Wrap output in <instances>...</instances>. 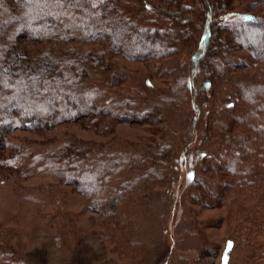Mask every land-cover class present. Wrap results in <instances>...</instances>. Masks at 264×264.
<instances>
[{"label":"rangeland","instance_id":"1","mask_svg":"<svg viewBox=\"0 0 264 264\" xmlns=\"http://www.w3.org/2000/svg\"><path fill=\"white\" fill-rule=\"evenodd\" d=\"M4 1L14 7L17 4L14 3L16 0H0V20L1 14L5 17L8 13ZM199 2L191 0L187 4L199 5ZM146 4H157V1L121 0L119 7L134 16H141L144 23L155 15L146 10ZM225 4L231 14L246 11L261 14L264 10V0H226ZM222 22L223 25H236L234 20ZM220 23L221 18L216 24ZM245 31L249 35L261 34L254 28ZM197 39L198 34L195 41ZM59 47L86 54L103 52V63L86 65V74L82 75L85 88L95 93L107 89L102 93L105 105L116 95L132 100L121 109L129 115L134 114V118L128 122H111L104 116L95 124L92 119L83 118L35 132L20 130L15 122L10 125L6 140L15 147L11 154L20 148L31 150L33 155L41 154L49 149V145L61 146L69 141L77 146L122 152L153 148L160 154L158 148L168 144L171 148L169 161L160 160L157 154L153 158L160 161L157 165L166 176L148 186L133 189L123 201L112 194L99 204L47 170L28 168L26 171L36 173L25 179L21 174L19 178L7 170L0 176V242L15 254L16 259L24 264H264V191L257 185L251 193L249 188L244 193L242 185H237L238 194L235 189L225 188L230 181H237L236 177L226 171H219V178L206 172L209 165H215L210 154L234 156L233 150H238L236 145L242 143L240 139L258 137V133L253 134L248 129L249 125L255 127L257 120L247 115L246 122L240 121L228 135V146L221 144L220 137L210 138L214 135L209 132L211 110L204 100L199 105L200 116L194 126L195 108L190 97L184 100L180 112L187 121L183 122L180 114H174L177 110L173 108L176 107L174 102V106L165 111L172 116L168 114L167 118L157 121L142 120V114L146 112L143 104L147 105L148 111H153L151 105L158 101V91H167L178 71L171 75H154L148 62L109 55L108 41L88 43L76 40L60 46L52 41H23L13 47L5 70L24 74L31 70L39 52L50 50L56 53ZM196 51L195 42L189 40L167 61L177 60L184 72L189 73ZM237 53L244 55L240 48ZM48 69L47 65L39 66L41 75ZM262 69L264 65H258L255 69L243 68L233 73L250 79L259 77ZM228 87L224 88L229 92L215 108L227 110L228 103L234 101L245 111L242 108L245 104L239 101L235 88ZM197 95L198 91L194 98ZM252 103L255 105L254 101H248L249 107ZM239 114L240 111L235 115L231 112L228 121L235 122ZM108 123H111L109 128L104 126ZM45 145L46 148L41 147ZM239 150L243 152V149ZM255 158L246 155L244 165L264 163V159ZM197 161L200 163L198 178L190 187V166ZM150 162L145 166L153 167ZM221 163L225 164L224 160ZM129 171L124 170L122 175ZM262 182L264 185V180ZM221 189L224 191L223 200H215L213 190L220 192Z\"/></svg>","mask_w":264,"mask_h":264},{"label":"trees","instance_id":"2","mask_svg":"<svg viewBox=\"0 0 264 264\" xmlns=\"http://www.w3.org/2000/svg\"><path fill=\"white\" fill-rule=\"evenodd\" d=\"M156 1L157 4H146V10L155 15L144 23L141 16L121 9V0H16L15 7L4 1L8 13L5 17L1 14L0 20V176L9 170L16 177L21 174L23 179L35 174L37 169L47 170L99 204L112 194L123 201L133 189L148 186L166 176L157 165L160 161L153 158L159 155L160 160L169 161L171 148L168 144L158 148L160 154L153 148L122 152L77 146L71 141L61 146L49 145V149L41 154L33 155L31 150L28 152L21 148L14 155L11 154L15 147L7 144L6 140L10 125L15 122L20 130L35 132L83 118L92 119L93 124L104 116L109 117L111 122L133 120L134 114L129 115L121 109L131 104L132 100L116 95L105 105L102 103V93L107 89L95 93L85 88L82 75L86 74V65L103 63V52L86 54L59 47L56 53L50 50L39 52L34 57L31 70L24 74L5 70L13 47L23 41H52L59 46L76 40L88 43L108 41L109 55H123L148 62L149 70L154 75H171L178 71L171 87L167 91H158V101L151 103L153 111H148L147 105L143 104L146 112L142 114V120L157 121L167 118L168 114L172 116L165 111L174 106L173 102L176 104L173 108L177 109L174 114L178 115L183 110L184 100L190 97L195 108L192 118L194 126L200 116L199 105L204 100L211 110L209 132L214 135L210 138L214 140L220 137L221 144L226 146L229 144L228 135L240 121L246 122L247 115L257 120L256 126L249 125L248 129L253 134L258 133V137L240 139L242 143L236 145L238 150H233L234 156L227 153L210 154L215 165H209L206 172L219 178L221 175L218 172L226 171L236 177L237 181L226 184V190L242 185L244 193L248 188L251 193L252 188L258 185L259 190L264 191V163L246 167L243 162L246 155L253 159L255 156L264 159V69L260 70L259 77L250 79L233 73L264 65V10L261 14L253 11L231 14L226 8V0H199V5L191 6L187 4L191 0ZM220 18L218 27L216 23ZM233 20L236 25H223L222 21L229 23ZM246 28H254L261 34L249 35ZM189 40L195 42L197 51L192 58V70L188 73L184 72V67L177 60H167ZM238 48L244 55H238ZM227 51L229 53L225 54ZM41 65L49 67L43 75L39 70ZM228 86L235 88L239 101L245 104L242 107L244 111L237 107L236 102L228 103L226 108L234 115L240 111L235 122L228 121L231 112L215 108L224 100V94L229 92L226 89ZM197 91L198 97L194 98ZM249 100L254 101L255 105L252 103L249 107ZM183 115L181 113L179 118L187 121ZM110 124L103 125L109 128ZM239 149H243V152ZM22 155L26 156L23 158ZM198 157L201 158L200 155ZM222 160L225 164L221 163ZM147 162L154 166H145ZM199 164L197 161L190 166V187L198 178ZM28 168L36 171L30 173L26 171ZM124 170L130 171L124 176ZM222 189L220 192L213 190L215 200H223ZM235 190L240 194L238 189ZM0 264L24 263L0 242Z\"/></svg>","mask_w":264,"mask_h":264}]
</instances>
